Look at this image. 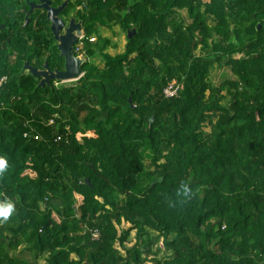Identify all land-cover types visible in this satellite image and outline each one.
Listing matches in <instances>:
<instances>
[{"label": "trees", "instance_id": "1", "mask_svg": "<svg viewBox=\"0 0 264 264\" xmlns=\"http://www.w3.org/2000/svg\"><path fill=\"white\" fill-rule=\"evenodd\" d=\"M72 1L62 14L75 11L84 37L116 23L124 52L85 42L103 68L86 60L74 85L40 88L25 64L63 62L46 13L25 24L37 0H0V204L13 205L0 217V264H145L139 245L125 248L145 229L157 233L146 254L157 238L173 253L151 264H264V0ZM224 58L235 77L226 107L206 82ZM29 129L39 141L23 138Z\"/></svg>", "mask_w": 264, "mask_h": 264}, {"label": "rangeland", "instance_id": "2", "mask_svg": "<svg viewBox=\"0 0 264 264\" xmlns=\"http://www.w3.org/2000/svg\"><path fill=\"white\" fill-rule=\"evenodd\" d=\"M209 1L210 0H203L204 3H208ZM68 15H72L74 17L75 11L72 10ZM173 17L176 18L178 21L183 22L184 25H187L189 23V19L187 18V15L184 12H178ZM206 22L210 27H213V25H214L213 20L208 19ZM114 26H118V28H116L117 33H114V34L119 36L118 37L119 38L118 39V45H122L121 40L126 39L127 33L124 32L121 29V27L117 24H111L110 25V28H111L110 33H113L115 31L113 29ZM214 41H218V38L214 35L213 32H211L208 42L211 43ZM118 45H116L117 49L115 48L114 51L110 52L112 55H116L119 52V49H118L119 46ZM94 46H97L100 48L101 43L98 42V44L94 45ZM198 53L199 54L201 53L200 46H198L197 50H196V54H198ZM85 60H87V58H85ZM87 61L93 65H96L97 68H100V69L103 68L104 62L101 59V57L98 55V51L96 52L94 57L89 58ZM225 61L226 60L224 58V60H222V62L220 64H213L212 66H210L208 73H207V76H206V82L208 83V85L211 89H218L219 90V93H220L219 97H223L221 99L220 104H221V106L226 107L229 103V93H231V91H233V90L228 85H226V86L223 85V83H226L228 81H233V80H235V77L231 74L230 68L225 66V64H224ZM75 82L76 81L69 82L68 84L64 83L63 85H68V86L70 85L71 86V85H74ZM207 95H208V91L205 93V96H207ZM202 131H204L206 134L210 132V127L208 126V124H205L203 126ZM147 154L149 155V153H147ZM147 154H146V156H147ZM146 156L144 158L146 171H152L153 167L151 166V163H150V157L148 156L146 158ZM141 178L142 179L140 182V186H143V185L148 183L146 180L143 179L144 177H141ZM120 200L123 201V197L120 198ZM129 227H130V225L128 223L123 222V223H121L120 226H117V229H118L119 233H122L123 231H125ZM156 237H157V233L155 231L150 230V229H145V234L141 238H137L136 232L132 231L130 234V237L128 239V242L125 245V248L131 249L132 247H134L135 244L139 245L138 248L141 252H143V257L146 260L145 264H151V261L153 259L162 261L164 259L171 258L173 253H172V251H170L169 249H167L165 247V241L162 238L155 239L154 243L150 246L151 251L149 252V254H146V252H144L146 250L145 244L148 241H150V239H154ZM140 241H141V244H140ZM115 247L120 251V253L123 256L125 255V252L119 248L117 243H116ZM32 256H33V254H32ZM44 259H45V256H41L39 258H36V264H45Z\"/></svg>", "mask_w": 264, "mask_h": 264}, {"label": "water", "instance_id": "3", "mask_svg": "<svg viewBox=\"0 0 264 264\" xmlns=\"http://www.w3.org/2000/svg\"><path fill=\"white\" fill-rule=\"evenodd\" d=\"M68 5V1H64L58 7H53L50 0H38L37 3L29 5L30 10L25 14V23L28 22V17L34 9H42L46 13V19L50 25L51 34L56 42L60 57L63 59V70H50L47 63H44L41 70H36L27 64L24 70L28 71L33 77L39 79V87L44 88L49 86L50 82H74L78 81L82 75V65L86 62L85 59L78 58L74 55V45L78 38L82 36V24L71 18L66 23L60 17ZM131 38V34H128ZM162 179H159L161 182Z\"/></svg>", "mask_w": 264, "mask_h": 264}, {"label": "built area", "instance_id": "4", "mask_svg": "<svg viewBox=\"0 0 264 264\" xmlns=\"http://www.w3.org/2000/svg\"><path fill=\"white\" fill-rule=\"evenodd\" d=\"M85 42L95 43L96 39L94 37L86 38V37H84V34H82V36L78 38V41L74 46L73 52H74V55L76 57L84 59V57H85V49H84ZM6 82H7L6 77L0 78V89L3 85L6 84ZM64 83L68 84V82L54 81L53 85L56 87V86L62 85ZM163 94H164L165 98L175 97L178 94V86L176 84L170 85L169 87H167L166 89L163 90ZM12 101H15L14 97L10 98L8 102L10 103ZM5 104H6L5 102H0V110L4 109L6 107ZM52 124H53V121L51 120L49 122V125H52ZM23 138L27 139V140L32 139L33 141H39L40 140V137L38 135L33 134L32 129H29V132H25L23 134ZM59 139H60V137H57V141H59ZM90 234H91L92 240H97L99 237V234L97 231H90Z\"/></svg>", "mask_w": 264, "mask_h": 264}, {"label": "crops", "instance_id": "5", "mask_svg": "<svg viewBox=\"0 0 264 264\" xmlns=\"http://www.w3.org/2000/svg\"><path fill=\"white\" fill-rule=\"evenodd\" d=\"M63 1H71V2H74V1H72V0H63ZM80 10V8L79 7H76V11H79ZM181 12H183V11H181ZM185 13V12H184ZM186 14V13H185ZM71 17H72V15H71ZM111 24H116V23H111ZM111 24H108L107 26H104V27H99L98 28V34H97V36L96 35H93V36H91V37H94L95 39H97L98 37H101V38H103V39H106V40H109V42L111 43L110 45H109V47L105 50V53H107L108 55H110V56H116V55H119V54H122L123 52H124V49H125V44H126V39L125 40H121L122 41V45H118V37L119 36H117L116 34H114V33H117V31H116V28H118V26H114L113 27V29L115 30L113 33H110V30H111V28H110V25ZM118 25V24H117ZM112 29V30H113ZM82 34H84V28H83V26H82ZM97 37V38H96ZM94 44H96V43H92V45H94ZM116 45H118L119 47H118V49H119V52L116 54V55H112L110 52L111 51H114V49L116 48L117 49V46ZM121 48V49H120ZM84 58H86V56L84 57ZM96 66V65H95ZM21 249L23 248V247H20ZM71 258L72 259H74V256H71Z\"/></svg>", "mask_w": 264, "mask_h": 264}, {"label": "clouds", "instance_id": "6", "mask_svg": "<svg viewBox=\"0 0 264 264\" xmlns=\"http://www.w3.org/2000/svg\"><path fill=\"white\" fill-rule=\"evenodd\" d=\"M0 164H2V162H0ZM184 193L185 194L188 193V189L186 187L184 188ZM12 211H13V205L11 203L5 202L4 204H0V217L6 219L12 213Z\"/></svg>", "mask_w": 264, "mask_h": 264}, {"label": "flooded vegetation", "instance_id": "7", "mask_svg": "<svg viewBox=\"0 0 264 264\" xmlns=\"http://www.w3.org/2000/svg\"><path fill=\"white\" fill-rule=\"evenodd\" d=\"M38 1V0H37ZM51 1V0H50ZM64 2V1H63ZM51 5H52V1H51ZM61 5V4H60ZM53 6V5H52ZM54 7V6H53ZM56 7H58V6H56ZM29 10H30V8H29ZM28 10V11H29ZM37 11V9H34L33 10V12L30 14L31 16L35 13ZM27 12H24V14H26ZM63 13V12H62ZM61 13V15H60V17L62 18V19H64L65 20V22L67 23L68 22V20L69 19H71V18H73V19H75V17H71V15H64V14H62ZM29 18V17H28ZM24 20H25V17H24ZM75 21H76V19H75ZM76 22H79V21H76ZM25 23V22H24ZM26 24V23H25ZM24 24V25H25ZM24 27V26H23ZM49 29H50V25H49ZM51 32V31H50ZM54 39V38H53ZM55 41V40H54ZM55 46H56V42H55ZM75 46V45H74ZM57 47V46H56ZM62 59V58H61ZM63 60V59H62ZM63 64H64V62H62V69L61 70H63ZM56 70V69H55ZM58 70V69H57ZM24 73H28V74H30L28 71H26V70H24Z\"/></svg>", "mask_w": 264, "mask_h": 264}]
</instances>
